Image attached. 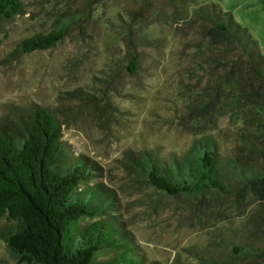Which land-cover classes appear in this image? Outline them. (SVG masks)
<instances>
[{"label": "rangeland", "instance_id": "1", "mask_svg": "<svg viewBox=\"0 0 264 264\" xmlns=\"http://www.w3.org/2000/svg\"><path fill=\"white\" fill-rule=\"evenodd\" d=\"M196 3L232 14L264 56V0H26L21 15L0 23V121H27L34 106L49 108L64 141L99 163L104 183L117 190L126 228L148 264H239L234 248L264 241V202L247 194L164 196L131 168L128 154L180 157L206 136L218 144L229 176L241 158L240 137L250 135L244 120L258 108L228 95L198 112L215 76L208 65L194 66L203 33ZM82 13L77 23L67 22ZM65 22V38L55 48L20 53L25 39ZM133 57L139 69L132 74ZM77 91L97 97L99 108L71 104L68 93ZM246 156L264 169V157ZM9 225L0 219V232ZM21 261L0 239V262Z\"/></svg>", "mask_w": 264, "mask_h": 264}, {"label": "trees", "instance_id": "2", "mask_svg": "<svg viewBox=\"0 0 264 264\" xmlns=\"http://www.w3.org/2000/svg\"><path fill=\"white\" fill-rule=\"evenodd\" d=\"M25 2L0 0V23L21 15ZM196 4L195 22L201 23L203 33L193 54L194 66L204 70L208 65L215 76V84L204 89L198 112L232 95L239 103H253L259 113L244 120L250 135L240 137L241 158L231 163V176L220 162L218 144L207 136L180 157L165 159L156 151L128 154L131 168L164 196L247 194L264 202V169L246 160V155L264 157V56L232 14L217 4ZM83 15L67 22L77 23ZM67 22L49 34L25 39L20 53L55 48L65 38ZM138 62L135 57L129 61L130 73L138 71ZM68 96L71 104L79 100L99 108L97 97L90 94L77 91ZM63 138V125L47 107L34 106L27 121H0V219L10 223L0 239L22 264H148L126 228L117 190L103 181V168L85 153H76ZM261 239L258 247L234 248L239 264H264Z\"/></svg>", "mask_w": 264, "mask_h": 264}]
</instances>
